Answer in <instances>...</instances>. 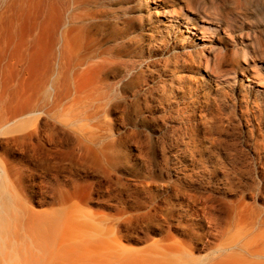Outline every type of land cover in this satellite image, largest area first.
<instances>
[{
  "label": "rangeland",
  "instance_id": "1",
  "mask_svg": "<svg viewBox=\"0 0 264 264\" xmlns=\"http://www.w3.org/2000/svg\"><path fill=\"white\" fill-rule=\"evenodd\" d=\"M191 1L0 0L6 185L72 212L103 244L85 264H211L264 234V0Z\"/></svg>",
  "mask_w": 264,
  "mask_h": 264
},
{
  "label": "bare ground",
  "instance_id": "2",
  "mask_svg": "<svg viewBox=\"0 0 264 264\" xmlns=\"http://www.w3.org/2000/svg\"><path fill=\"white\" fill-rule=\"evenodd\" d=\"M196 5L195 0L186 7L196 10ZM30 109L29 104L17 106L10 111L5 120L10 121L21 117L30 113ZM6 177L8 178L7 173L0 161V264H8V262L34 264L40 260L45 264L101 262L99 251L103 249V244L100 241L82 239L79 235L72 233L74 229L78 231L82 229L74 223L72 212L67 213L66 208L40 212L28 207L18 192L10 191V185H6L8 183ZM50 234H53L54 243L50 250L43 251L39 260L29 248L24 247L29 237L32 240L36 239L35 235L51 238ZM68 235L71 236L70 240L73 244L68 243ZM242 244L239 246L241 249L236 247L239 248L237 251L223 248L222 255L211 264H264L262 261L255 260L264 252V234L257 235L254 239H249ZM27 251L30 253L27 254ZM167 264H197V261L189 253L175 249Z\"/></svg>",
  "mask_w": 264,
  "mask_h": 264
}]
</instances>
